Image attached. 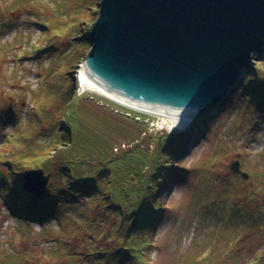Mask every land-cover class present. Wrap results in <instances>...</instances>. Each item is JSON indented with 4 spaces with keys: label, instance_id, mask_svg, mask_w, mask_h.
<instances>
[{
    "label": "rangeland",
    "instance_id": "rangeland-1",
    "mask_svg": "<svg viewBox=\"0 0 264 264\" xmlns=\"http://www.w3.org/2000/svg\"><path fill=\"white\" fill-rule=\"evenodd\" d=\"M100 1L0 0V264H97L95 255L86 253L112 251L118 244L115 233L128 229L130 221L120 212L104 204L95 207L103 202L101 194H81L80 202L63 204L61 225L55 217L27 221L4 203L8 185L1 178L12 181V168L22 165L50 173L45 195L49 184L68 187L56 173L55 156L58 133L73 120L72 146L82 152L76 155L92 159L90 167H103L94 161L99 158L120 156L104 165L111 173L99 180L102 191L110 181L116 186L130 179L121 175L123 166L115 168L117 162H131L134 171L145 173L151 162L172 157L182 144L173 160L175 174L164 178L156 197L163 207L160 218L152 230L137 234L150 243L147 264H261L264 107L258 98L264 90V45L226 100L201 113L185 131L171 130L159 116L84 88L80 69L72 73V64L87 51L75 37L91 29ZM246 76L258 87L243 88ZM235 160L247 179L230 170ZM88 232L98 243L92 249L88 241L83 246L75 240ZM79 250L80 258L75 257Z\"/></svg>",
    "mask_w": 264,
    "mask_h": 264
},
{
    "label": "water",
    "instance_id": "water-1",
    "mask_svg": "<svg viewBox=\"0 0 264 264\" xmlns=\"http://www.w3.org/2000/svg\"><path fill=\"white\" fill-rule=\"evenodd\" d=\"M80 70L131 104L190 120L226 100L264 45V0H101ZM229 168L242 179L238 160ZM23 189L44 196L50 173L26 170Z\"/></svg>",
    "mask_w": 264,
    "mask_h": 264
},
{
    "label": "trees",
    "instance_id": "trees-1",
    "mask_svg": "<svg viewBox=\"0 0 264 264\" xmlns=\"http://www.w3.org/2000/svg\"><path fill=\"white\" fill-rule=\"evenodd\" d=\"M90 30L91 29L87 30L85 33H81L82 36L85 34V37H82L81 39H79V35L75 37L76 40L80 41V44L87 49V51L81 59L72 64V68L74 69L72 73H75L76 70L80 69V64L90 51L91 45L88 36H86ZM237 81H240V78H238ZM241 81L243 88L252 85L256 88L258 87L257 81L251 79V77H243ZM258 101L264 107V90L259 96ZM74 125L75 120L70 123H64L62 131L58 133V143L60 147H57L59 146L57 144L55 145L59 150H57L55 156V162L58 165L56 173L63 177V181H66L68 187L66 189L57 190L56 188H52L51 184H49V190L44 196H34L26 192L22 187V175L26 170L35 168V166L26 164L18 169L12 168V172L16 177L15 179H12V181H10L9 177L1 178V180H4L8 185L7 190L5 191V193L7 192V195L5 196L4 203L11 213H15L19 215L18 217L25 218L27 221L44 222L55 217L61 225L63 219L60 213L63 204L72 202L77 203L79 201L77 196H80L81 194H96L97 196L101 194L103 196V202H95V207L99 209L102 204H104L103 207L106 209L110 208L120 212L122 219L129 220L130 224L125 234L115 233L118 237V244L112 251L104 254L96 253V251H94L86 253V255H95L93 259L97 264H147L144 260V254L145 248L150 243L142 238L138 239L137 234L142 236L144 235L142 233L146 231L149 232V230H152L151 227L154 224H157L160 214L163 211V207L161 206V203L156 200V197L164 178L172 177L175 174L174 170L176 168L173 164V160L175 159V156L183 150L182 144L174 151L176 153L171 152L173 153L172 157H165L163 161L158 163L151 162V167L148 168L145 173L134 171V164L131 162L126 163L125 161L127 165L122 161L119 163L117 162L115 168L122 169L123 166L121 175L123 177L128 176L130 179L119 181L116 186H114V183L116 182L110 181L108 182V190L102 191L98 182L100 179H103L105 175L111 173L110 169L104 167V165L114 158V156L118 157L119 155L114 154L111 156H105L106 158L104 159L99 158L94 160L95 163H100L103 167H98L97 165H92V167H90V164L93 162L91 161L92 159L85 154L76 155L78 152H82L80 150L77 152L78 147H73L74 145L72 146L75 132ZM61 138H65L66 141L61 142ZM170 145L171 143L165 146V151H169ZM172 146H174V144ZM48 159L49 158L44 159L42 163L47 164ZM126 160H130V158H127ZM96 167L98 169H96ZM112 168L114 169V165ZM140 174L142 176H140ZM138 178H140L139 182H137ZM91 209L92 208H90V210ZM75 225L76 222L73 220L72 226L74 227ZM75 229H78V227L75 226ZM117 230L120 232L121 228ZM90 235L91 233L87 235V237L85 236L84 239L76 236V243L84 246L83 242L88 241V243H90V249H92L94 246H97L98 243ZM77 253L78 254H76L75 257L79 258L84 254L82 250H79Z\"/></svg>",
    "mask_w": 264,
    "mask_h": 264
},
{
    "label": "bare ground",
    "instance_id": "bare-ground-1",
    "mask_svg": "<svg viewBox=\"0 0 264 264\" xmlns=\"http://www.w3.org/2000/svg\"><path fill=\"white\" fill-rule=\"evenodd\" d=\"M79 79H80V82L82 83L83 87L86 89L100 93V94L110 98L111 100H113V101H115V102H117V103H119V104H121L127 108H130L132 110L144 112V113H148V114H152V115H156V116L161 117V119H163V122L169 128H175L177 125H183V124H186L190 121V120L184 119V118L160 114V113L148 110L146 108H143V107L131 104L129 102H126V101L110 94L109 92L105 91L104 89L100 88L99 86H97L91 79H89L84 73H82L81 70H80V74H79Z\"/></svg>",
    "mask_w": 264,
    "mask_h": 264
},
{
    "label": "flooded vegetation",
    "instance_id": "flooded-vegetation-1",
    "mask_svg": "<svg viewBox=\"0 0 264 264\" xmlns=\"http://www.w3.org/2000/svg\"><path fill=\"white\" fill-rule=\"evenodd\" d=\"M261 260H262L261 261L262 262L261 264H264V254L261 256Z\"/></svg>",
    "mask_w": 264,
    "mask_h": 264
},
{
    "label": "built area",
    "instance_id": "built-area-1",
    "mask_svg": "<svg viewBox=\"0 0 264 264\" xmlns=\"http://www.w3.org/2000/svg\"><path fill=\"white\" fill-rule=\"evenodd\" d=\"M81 86V85H80Z\"/></svg>",
    "mask_w": 264,
    "mask_h": 264
}]
</instances>
